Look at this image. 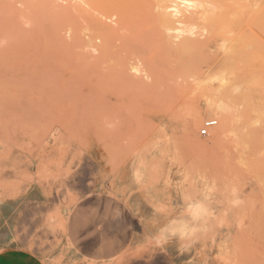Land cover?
<instances>
[{"label":"rangeland","instance_id":"1","mask_svg":"<svg viewBox=\"0 0 264 264\" xmlns=\"http://www.w3.org/2000/svg\"><path fill=\"white\" fill-rule=\"evenodd\" d=\"M9 10L0 0V264H124L125 253H86L88 207L106 183L128 211L142 195L179 214L184 228L170 234L197 243L200 264L215 249L217 264H264V0H218V32L197 55L169 46L154 21L100 34L96 53L97 35L66 17L42 34ZM201 23L177 32L206 34ZM208 102L229 106L236 136L218 141L219 122L199 136L216 120ZM195 109L201 123L186 131Z\"/></svg>","mask_w":264,"mask_h":264},{"label":"bare ground","instance_id":"2","mask_svg":"<svg viewBox=\"0 0 264 264\" xmlns=\"http://www.w3.org/2000/svg\"><path fill=\"white\" fill-rule=\"evenodd\" d=\"M4 1L8 4L10 9L9 10L10 20H14L16 23L19 24H27L26 28H28V26L30 25L29 30L34 29V31L40 32L42 34L47 31L49 34L50 33L56 34L57 32H59V29L58 27H56V23L54 22V20L56 21L55 18H57L59 21V16L66 17L68 21L76 22L78 24L77 27L78 34L85 36L86 33L87 34L94 33L95 35H97L96 40H98V42L95 41L94 39L93 41L89 40V44L87 45L88 49L90 48L93 51H96V53L104 52L107 49V47L103 42L104 38L100 34H106L107 31L113 30L120 23L130 20L157 22L160 25V27H162L165 30V32L166 31L168 32L167 34V38L169 39L168 45L173 46L174 48H177L178 50L188 55H197L205 52L209 42L208 35H213L218 32V0H4ZM16 4H19L21 7L20 8L14 7L16 6ZM208 4L215 5V10L213 11L209 9ZM246 4L247 3H245V5ZM61 20H63V18ZM198 21L202 22L201 29L205 31L206 34L201 33L197 36H191V34L182 36L179 35V33L177 32L179 30L178 28H181V30H184L187 33H189L187 28L194 25ZM74 29H76V27ZM172 32H175L176 34H173ZM173 40H177V42H174ZM242 56L243 54H241V58ZM242 61H244V58ZM202 75L203 74H201V76ZM223 83H225V80ZM227 107L224 106L223 104L213 105L209 102L205 104V110L211 113L216 118V120L214 121L220 123L218 128H216V133L214 132L215 134L214 136L218 139V141L220 139L230 137L234 134L236 136L237 134V130H235L237 129L235 128L237 127L236 122L233 119L234 115L230 114ZM201 119H202L201 112L198 109L193 110L191 112L192 124L191 125L189 124L186 127V131H188L191 128V126L197 127L198 125H200L199 123H201L200 122ZM247 132L249 133V131ZM250 134L251 132L249 133V135ZM235 142L237 143V141ZM244 163L245 162H243V164ZM203 209L204 207L198 203L191 204L188 207V210L193 215H198V213ZM182 228L184 227L181 224L179 226V229L183 230Z\"/></svg>","mask_w":264,"mask_h":264},{"label":"crops","instance_id":"3","mask_svg":"<svg viewBox=\"0 0 264 264\" xmlns=\"http://www.w3.org/2000/svg\"><path fill=\"white\" fill-rule=\"evenodd\" d=\"M103 185L102 196L98 197L99 193H94V202L88 207L87 239L93 240L94 250L90 252L87 248L86 253L96 258L107 259L125 253L124 264H200L202 262L197 255V250L200 249L197 243L184 247L179 234L173 236L170 234L179 231L181 225L178 224L181 220L179 214L164 216L158 213L151 205H157L158 199L151 201L142 195H136L130 200L131 211H128L108 196L106 191L110 189L109 184ZM80 225L83 226V222L80 221L79 214L75 217L73 212L72 232H79ZM122 232H133L134 236L122 235ZM163 233L166 240L160 244L158 237ZM204 255L207 258L206 264H217V260L214 259L218 255L216 249L212 252H204Z\"/></svg>","mask_w":264,"mask_h":264},{"label":"built area","instance_id":"4","mask_svg":"<svg viewBox=\"0 0 264 264\" xmlns=\"http://www.w3.org/2000/svg\"><path fill=\"white\" fill-rule=\"evenodd\" d=\"M217 125V122L214 120H206L202 127L199 130V136L205 138L208 136V132L211 128Z\"/></svg>","mask_w":264,"mask_h":264}]
</instances>
